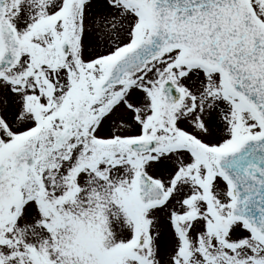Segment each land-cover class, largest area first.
<instances>
[{
	"label": "snow or ice",
	"instance_id": "snow-or-ice-1",
	"mask_svg": "<svg viewBox=\"0 0 264 264\" xmlns=\"http://www.w3.org/2000/svg\"><path fill=\"white\" fill-rule=\"evenodd\" d=\"M0 264H264V0H0Z\"/></svg>",
	"mask_w": 264,
	"mask_h": 264
}]
</instances>
